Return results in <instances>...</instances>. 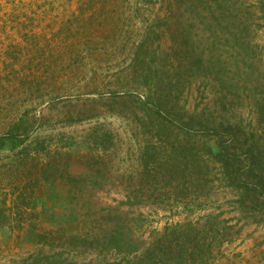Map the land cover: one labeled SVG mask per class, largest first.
<instances>
[{"label":"rangeland","instance_id":"obj_1","mask_svg":"<svg viewBox=\"0 0 264 264\" xmlns=\"http://www.w3.org/2000/svg\"><path fill=\"white\" fill-rule=\"evenodd\" d=\"M8 132L0 264H264V0H0Z\"/></svg>","mask_w":264,"mask_h":264},{"label":"trees","instance_id":"obj_2","mask_svg":"<svg viewBox=\"0 0 264 264\" xmlns=\"http://www.w3.org/2000/svg\"><path fill=\"white\" fill-rule=\"evenodd\" d=\"M15 18V16H11V19L13 20ZM17 128H15L16 130ZM15 134L13 132H8L6 135L0 137V150L2 149H6V150H11L12 148L11 147H7V145H5L6 143H9V142H12L13 140H15ZM13 150V149H12ZM38 156V155H37ZM39 157V156H38ZM33 160H36L32 157ZM31 159V160H32ZM252 163L253 164H256L257 161L256 159H252ZM247 174V172H246ZM36 183H33L30 184L28 186V193H27V197H23V206L25 207V209L28 211H30L31 207H32V201H33V195H34V190H35V185ZM254 188H252L250 190L249 187L245 188L244 191L246 193H254L256 195H259L261 196L263 199H264V184L263 186H254ZM25 198V199H24ZM10 208L9 207H6V205L4 207H1L0 208V231L3 229V228H16L17 230H22L24 228V224L25 222H20V223H17L16 226H13L11 223H9V221H7V218L9 217V214H10Z\"/></svg>","mask_w":264,"mask_h":264}]
</instances>
